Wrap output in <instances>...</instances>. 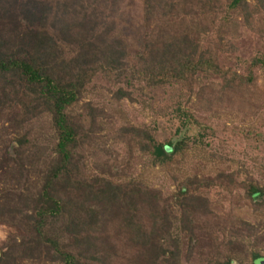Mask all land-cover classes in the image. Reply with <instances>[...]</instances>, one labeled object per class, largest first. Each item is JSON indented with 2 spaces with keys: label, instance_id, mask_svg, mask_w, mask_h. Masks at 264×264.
Masks as SVG:
<instances>
[{
  "label": "trees",
  "instance_id": "obj_1",
  "mask_svg": "<svg viewBox=\"0 0 264 264\" xmlns=\"http://www.w3.org/2000/svg\"><path fill=\"white\" fill-rule=\"evenodd\" d=\"M125 3L0 0V264H184L196 247L206 264H255L264 0H138L136 16ZM244 35L257 48L243 59ZM156 89L182 94L172 107L179 133L201 112L259 122L233 125L228 138L260 151L255 176L239 182L255 214L243 228L228 227L210 195L232 172H189V138L160 142L128 118L127 105ZM171 165L179 170L158 184L152 173Z\"/></svg>",
  "mask_w": 264,
  "mask_h": 264
},
{
  "label": "rangeland",
  "instance_id": "obj_2",
  "mask_svg": "<svg viewBox=\"0 0 264 264\" xmlns=\"http://www.w3.org/2000/svg\"><path fill=\"white\" fill-rule=\"evenodd\" d=\"M124 6L133 16L138 14V0H132L131 4L125 3ZM121 19L119 23L123 27H129L132 24L130 22L132 18ZM256 48L253 38L250 35H244L239 43L238 54L244 59ZM236 62L234 64L238 65ZM99 90L103 89L99 88ZM179 98H182V94L178 91L175 93L171 89H156L153 93L138 96L134 103L128 104L126 107L127 116L132 122L144 124L150 128L156 140L160 142L177 140L183 136L189 138L192 144L185 151L184 166L177 163L181 167H186L189 172L196 173L197 171L199 174L201 173V176L216 175L217 171L224 169L232 172L233 175L228 177L230 180L228 182L223 181V183L219 182L220 184L216 186L217 188L210 190V195H214V197L217 195L222 202V209L226 212V216H222L223 220L228 219V227L243 228L241 221H248L247 219L253 221L255 214L252 213L253 207L239 182L248 179L249 176H255L258 167L261 166L255 158V154L264 150L256 151L255 146L249 143V140L244 135L239 136L240 139L237 140V143L231 142L230 144L228 138L233 133V125L238 127L249 125L257 128L260 127V124L257 120L255 121L254 117H246L247 113L243 111L235 116L227 115V117L221 118L216 122H211L212 118H210L208 112H201L198 118L201 124L194 121V123H191L192 125L187 129H182L179 133L176 129L178 119L173 115L175 113L172 109L173 105H176L175 101L178 102ZM209 122L215 127L214 129L212 128L213 130L204 128L208 126ZM212 132H215V134ZM165 170L152 173V178L158 184L168 181L170 170L175 173L179 169L171 165L167 171ZM218 209L220 210V208ZM3 234H5V229L0 227V237ZM198 252L199 249L196 247L194 254L192 253L184 264H206L204 259H200ZM262 257H264V251ZM233 262L235 264H247L245 261L240 262L236 259Z\"/></svg>",
  "mask_w": 264,
  "mask_h": 264
},
{
  "label": "water",
  "instance_id": "obj_3",
  "mask_svg": "<svg viewBox=\"0 0 264 264\" xmlns=\"http://www.w3.org/2000/svg\"><path fill=\"white\" fill-rule=\"evenodd\" d=\"M255 263H256V264H264V257L257 258V259L255 260Z\"/></svg>",
  "mask_w": 264,
  "mask_h": 264
}]
</instances>
